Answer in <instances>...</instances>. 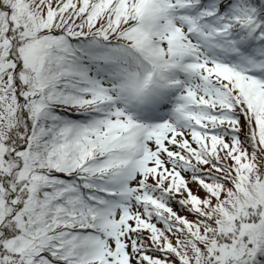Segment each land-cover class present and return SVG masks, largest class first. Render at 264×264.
Returning a JSON list of instances; mask_svg holds the SVG:
<instances>
[{
  "label": "snow or ice",
  "instance_id": "obj_1",
  "mask_svg": "<svg viewBox=\"0 0 264 264\" xmlns=\"http://www.w3.org/2000/svg\"><path fill=\"white\" fill-rule=\"evenodd\" d=\"M0 264H264V0H0Z\"/></svg>",
  "mask_w": 264,
  "mask_h": 264
}]
</instances>
